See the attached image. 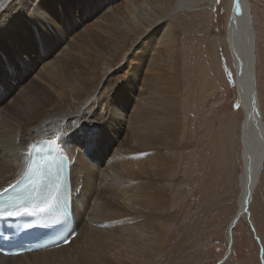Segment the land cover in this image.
Returning a JSON list of instances; mask_svg holds the SVG:
<instances>
[{"label": "bare ground", "instance_id": "bare-ground-1", "mask_svg": "<svg viewBox=\"0 0 264 264\" xmlns=\"http://www.w3.org/2000/svg\"><path fill=\"white\" fill-rule=\"evenodd\" d=\"M30 1L0 0V35H6L5 38L0 36V60L9 57L18 65L22 63V67L18 66L20 81L16 84L17 77L5 78L12 72L0 65V78L7 85L2 92L0 90V191L21 176L29 145L34 140L39 137L56 140L60 136L57 141L69 158L70 214L74 228L58 246L11 257L0 255V264H153L167 240L164 224L172 219V212H167L169 188L175 171L173 160L179 152L172 151L171 147L176 141L180 144L184 141L177 118L184 97L179 63L180 33L173 28L168 30L167 21L174 13L196 10L203 1L212 10L215 0H121L123 7L134 6L122 21L115 18L118 0H65L66 7L56 8L53 13L57 12L66 20L73 15L76 3L81 2L79 6L86 7L87 11L85 22L86 18L93 19L95 34L100 38L99 41L79 42L71 38L58 54H54L57 57L55 66L52 60L44 61L37 53L43 41L28 39L24 24L10 13L12 9L18 12V4L23 6ZM248 7L253 33V36L250 33L251 53L250 45L247 46ZM102 9H106L111 22L107 17L94 19L92 11L99 13ZM136 9L142 11L141 18L133 14ZM29 17L34 23L39 19L36 14ZM78 19L77 16L67 21L64 32L76 24H84ZM225 20L224 38L233 67L234 87L244 112L238 205L227 227L231 248L234 229L241 220L246 218L254 224L251 204L264 171V115L256 83L257 14L251 1L229 0ZM26 23L28 25V20ZM47 24L53 25L52 19L47 20ZM157 36L163 43L156 55L149 53L139 60L127 59L123 70L110 72L120 55H136L137 48L144 50L143 45H148L145 41L149 40L150 46ZM45 48L50 51L49 46ZM74 49L79 52L73 53ZM147 58V63L151 61L148 76L173 82L168 99L163 96L157 105H147L150 101L141 96V90L133 97L127 95L133 91V80L141 86L140 70ZM113 72L116 73L111 75ZM105 75L106 80L99 87ZM148 76L144 74L146 87L151 83ZM121 84L126 85L127 93ZM131 101L124 114L123 109ZM255 106L258 112H254ZM92 118L98 123L97 127L102 128L101 145L97 141L82 148L76 137L60 135L64 130L70 133L76 125L91 127ZM155 146H163L167 153L156 151ZM24 154L25 163L22 161ZM129 155L134 159L128 161ZM65 198L68 195L63 193ZM122 214L128 217L119 223L115 218Z\"/></svg>", "mask_w": 264, "mask_h": 264}, {"label": "rangeland", "instance_id": "rangeland-1", "mask_svg": "<svg viewBox=\"0 0 264 264\" xmlns=\"http://www.w3.org/2000/svg\"><path fill=\"white\" fill-rule=\"evenodd\" d=\"M250 1L257 14L256 83L264 115V13L261 11H264V0ZM55 2L58 5H55ZM123 3L118 0L115 4L119 9L117 15L115 9V18L120 21L129 15L130 9H134V6L123 7ZM80 4L81 2L76 3L73 15L67 16L66 20H63L57 12L53 13L56 8L66 7L65 0H32L23 6L15 5L18 12L12 9L10 13L16 15L24 24L28 39L39 38L43 41L41 49L37 48V53L44 61L52 60L55 66L57 57L54 54H58L71 38L78 39V42L99 41L100 37L94 31L93 19L86 18L87 22H85L86 7L81 8ZM201 5L196 10L174 13L167 21L168 30L173 28L180 33L178 34L181 44L179 63L182 67L184 97L180 102L177 118L180 119L178 128L184 141L182 144L176 141L171 147L172 151L179 152L177 158L173 160L175 171L172 187L169 188L171 191L169 190L167 212H172V219L164 224L167 240L153 264H217L224 258L228 249L227 227L238 205V174L242 165L241 121L244 112L234 87L233 67L224 38L225 15L229 0H215L212 10L208 9L205 1ZM106 9H102L99 13L93 10L92 13L96 16L94 19L107 17L111 22ZM134 11L135 17L141 18L142 11L138 9ZM32 14L39 17L36 23L29 17ZM77 16L78 21L84 24H76L64 32L65 23L76 19ZM44 18L46 20H43ZM49 19H52L53 25L47 24ZM111 24L113 26L114 23ZM0 36L6 37L2 34ZM145 42L148 45H143L144 50L137 48L135 51L139 53L136 55H120L110 72L114 69L119 72L123 70L127 59L139 60L140 56L149 53L156 55L157 49L162 47L163 40L157 36L152 39L150 46L149 40ZM131 45L132 43L127 46L128 49ZM45 46H49L50 51H47ZM132 48L129 52L133 50ZM72 52L78 53L79 49H74ZM5 58L4 61L1 59L3 62L0 60V65L12 72L10 77L5 76V78L16 76L17 80L14 82L16 84L18 80L20 81L18 66L22 67V63L18 65L9 57ZM147 60L148 58L143 62L140 70L141 86L138 87L133 80V91L127 95L133 97L141 90V96L150 101L147 105H157L162 101L163 96L168 99L173 90V82L161 80L154 75L148 76L147 70L151 61L147 63ZM41 67L45 68L44 62ZM34 69L35 67L32 71ZM144 74L151 81L148 87L144 85ZM105 80L106 75L103 76L99 87ZM5 84V80L0 78L1 92L6 89ZM125 86L122 85L124 92L127 93ZM177 95L181 99V93L178 92ZM132 102L127 103L126 109H123L124 114H127ZM161 113L163 114V109ZM90 120L91 125L98 126L93 118ZM98 141L100 145L103 143L100 137ZM155 150L167 153L163 146H155ZM129 156L128 161L134 159L132 155ZM129 177L131 179V176ZM161 178L163 180L162 175ZM84 202L88 203L86 200ZM251 210L255 218L254 224L251 220L243 218L234 229L232 246L224 264H264V171L253 196ZM120 216L115 218L119 223L128 217L123 214ZM110 255L113 257L112 253Z\"/></svg>", "mask_w": 264, "mask_h": 264}, {"label": "snow or ice", "instance_id": "snow-or-ice-1", "mask_svg": "<svg viewBox=\"0 0 264 264\" xmlns=\"http://www.w3.org/2000/svg\"><path fill=\"white\" fill-rule=\"evenodd\" d=\"M237 11H239L238 5ZM101 133L102 128L96 125L91 127L76 125L70 133L64 130L60 135L74 136L78 139L80 147L87 148L98 141ZM59 138L60 136H57L56 140L29 145L28 151L39 152L43 151V148H51ZM25 167L27 172L24 179L28 181L27 184L21 187L23 180L18 179L14 184H9L0 191V196H7V199L0 200V218L43 215L54 212L62 205L64 182L62 176L56 171L53 158L43 155ZM10 189L12 194L7 195Z\"/></svg>", "mask_w": 264, "mask_h": 264}, {"label": "water", "instance_id": "water-1", "mask_svg": "<svg viewBox=\"0 0 264 264\" xmlns=\"http://www.w3.org/2000/svg\"><path fill=\"white\" fill-rule=\"evenodd\" d=\"M247 6H248V3H247V1H246V7H247ZM246 22H247V35H248V36H247V38H248L247 46L250 45V51H249V53H251L252 46H251V43H250V38H251V34H252V36H253V33H252V26H251V21H250V10H249V7H248V9L246 10ZM250 33H251V34H250ZM249 53H248V54H249ZM250 64H251V61H250ZM251 87H252L253 98H254V100H255V88H254V83H253V81H252V83H251ZM255 111L258 112L257 106H255L254 112H255ZM259 133L261 134V137H262L261 126H260V129H259ZM261 164H262V162L260 163V166H261ZM248 185L251 186L250 183H248ZM241 214H242V212H241V213H237V215H236V219H237V217H239ZM233 223H234V222H232V223L229 225V230H230V228H231V226H232ZM229 243H230V240H228V249H227V251L225 252L224 258L221 259L220 261H218L217 264H220V263L225 259V257L227 256V254H228V252H229V250H230ZM230 245H231V244H230Z\"/></svg>", "mask_w": 264, "mask_h": 264}, {"label": "flooded vegetation", "instance_id": "flooded-vegetation-1", "mask_svg": "<svg viewBox=\"0 0 264 264\" xmlns=\"http://www.w3.org/2000/svg\"><path fill=\"white\" fill-rule=\"evenodd\" d=\"M25 155H26V154H24V155L22 156V161H23V163H25Z\"/></svg>", "mask_w": 264, "mask_h": 264}]
</instances>
